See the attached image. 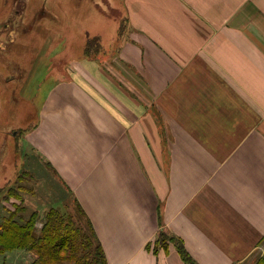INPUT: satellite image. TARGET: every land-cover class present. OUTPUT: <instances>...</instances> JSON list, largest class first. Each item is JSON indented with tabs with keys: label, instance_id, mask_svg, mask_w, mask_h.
Masks as SVG:
<instances>
[{
	"label": "crops",
	"instance_id": "1",
	"mask_svg": "<svg viewBox=\"0 0 264 264\" xmlns=\"http://www.w3.org/2000/svg\"><path fill=\"white\" fill-rule=\"evenodd\" d=\"M75 10L91 14L79 32L100 49L30 92L29 164L53 179L38 224L52 209L83 210L107 264H186L181 247L196 264H258L264 0H80Z\"/></svg>",
	"mask_w": 264,
	"mask_h": 264
},
{
	"label": "rangeland",
	"instance_id": "2",
	"mask_svg": "<svg viewBox=\"0 0 264 264\" xmlns=\"http://www.w3.org/2000/svg\"><path fill=\"white\" fill-rule=\"evenodd\" d=\"M79 1L0 0V224L14 212L24 221L29 220L35 215L34 205L37 217H42L47 209L42 202V188L53 179L38 165L29 164L36 155L25 142V132L38 119V103L30 92L41 90L40 94H45L55 85L54 78L63 74L80 53L90 56L96 50L89 48L98 50L89 42L90 33L86 41L79 32V28H86L93 21L89 12L85 15L84 11L75 10ZM112 15L105 30L108 41L117 30V18ZM38 85L43 89L36 90ZM39 188L40 192L35 193ZM72 210L66 212L82 217L75 208ZM37 220L36 226L41 228ZM37 256L34 251L15 249L0 253V264H31Z\"/></svg>",
	"mask_w": 264,
	"mask_h": 264
},
{
	"label": "trees",
	"instance_id": "3",
	"mask_svg": "<svg viewBox=\"0 0 264 264\" xmlns=\"http://www.w3.org/2000/svg\"><path fill=\"white\" fill-rule=\"evenodd\" d=\"M98 41L97 38L89 40L96 48L99 47ZM78 213L81 218L52 209L48 211L41 229L36 226L38 222L36 213V216L33 215L27 221L19 217L17 212L12 213L11 216L5 217L3 224H0V253L15 249L34 251L38 256L31 264L68 261L74 264H107L93 226L85 218L83 210H79ZM180 252L186 264H196L183 247ZM258 264H264V257Z\"/></svg>",
	"mask_w": 264,
	"mask_h": 264
}]
</instances>
